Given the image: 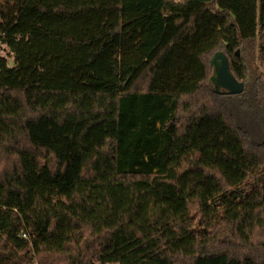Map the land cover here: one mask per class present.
Returning a JSON list of instances; mask_svg holds the SVG:
<instances>
[{
	"label": "trees",
	"instance_id": "obj_1",
	"mask_svg": "<svg viewBox=\"0 0 264 264\" xmlns=\"http://www.w3.org/2000/svg\"><path fill=\"white\" fill-rule=\"evenodd\" d=\"M0 264H264V0H0Z\"/></svg>",
	"mask_w": 264,
	"mask_h": 264
},
{
	"label": "water",
	"instance_id": "obj_2",
	"mask_svg": "<svg viewBox=\"0 0 264 264\" xmlns=\"http://www.w3.org/2000/svg\"><path fill=\"white\" fill-rule=\"evenodd\" d=\"M238 54L237 52L236 55ZM211 66L213 68L211 82L217 94L239 95L244 91V83L234 77L224 54H215L211 59Z\"/></svg>",
	"mask_w": 264,
	"mask_h": 264
},
{
	"label": "rangeland",
	"instance_id": "obj_3",
	"mask_svg": "<svg viewBox=\"0 0 264 264\" xmlns=\"http://www.w3.org/2000/svg\"><path fill=\"white\" fill-rule=\"evenodd\" d=\"M238 53H239V52H238ZM238 55H239V54H238ZM9 58H10V57H9ZM10 63H12V62H11V59H10Z\"/></svg>",
	"mask_w": 264,
	"mask_h": 264
},
{
	"label": "built area",
	"instance_id": "obj_4",
	"mask_svg": "<svg viewBox=\"0 0 264 264\" xmlns=\"http://www.w3.org/2000/svg\"><path fill=\"white\" fill-rule=\"evenodd\" d=\"M23 237H26L25 235Z\"/></svg>",
	"mask_w": 264,
	"mask_h": 264
}]
</instances>
